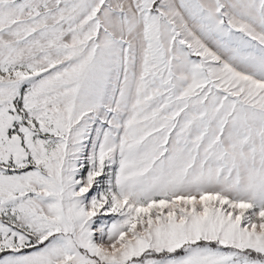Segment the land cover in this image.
Wrapping results in <instances>:
<instances>
[{"label": "snow or ice", "instance_id": "6c2138e0", "mask_svg": "<svg viewBox=\"0 0 264 264\" xmlns=\"http://www.w3.org/2000/svg\"><path fill=\"white\" fill-rule=\"evenodd\" d=\"M0 264H264V0H0Z\"/></svg>", "mask_w": 264, "mask_h": 264}]
</instances>
